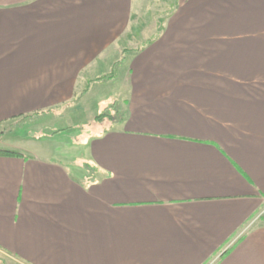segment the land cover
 I'll return each instance as SVG.
<instances>
[{
  "label": "crops",
  "instance_id": "crops-1",
  "mask_svg": "<svg viewBox=\"0 0 264 264\" xmlns=\"http://www.w3.org/2000/svg\"><path fill=\"white\" fill-rule=\"evenodd\" d=\"M148 2L0 0V126L124 76L122 123L65 144L84 158L1 144L4 264H264V0H176L132 36Z\"/></svg>",
  "mask_w": 264,
  "mask_h": 264
},
{
  "label": "rangeland",
  "instance_id": "rangeland-1",
  "mask_svg": "<svg viewBox=\"0 0 264 264\" xmlns=\"http://www.w3.org/2000/svg\"><path fill=\"white\" fill-rule=\"evenodd\" d=\"M148 7H143L137 11L133 19L134 28L131 30L132 36H150L153 34H160L164 30V25L170 18L176 0H148ZM132 46V45H130ZM122 58L118 63H115L111 69L104 75H100L98 79L101 81H94L93 85L89 86L87 98L82 104L67 109L65 112L60 109L54 110V114L50 116L45 115L43 119L39 117H26L14 121H9L0 126V148L1 144L22 145L28 139H41L44 134L53 136L54 139H43L41 143L31 144V150H34L43 145H52V156H62L66 160H73V158H84L86 152L84 148H79L76 145L81 144L80 141L75 140V145L71 148L65 146L79 136L78 132L89 129L95 126L93 120L96 115L103 112L101 106L109 107L112 104L118 103L121 98L123 90L124 76L121 70ZM111 78H107L108 75ZM92 87V88H91ZM93 89V90H91ZM91 90V91H90ZM50 113V112H49ZM93 116V117H91ZM109 122L106 121V125ZM92 131V130H90ZM29 145V144H28ZM27 145V146H28ZM46 148H44L45 150ZM65 149L67 151H65ZM61 158V159H63ZM64 160V159H63ZM69 164V163H67ZM71 168V166H68ZM264 221V214H263ZM1 264H4L0 260Z\"/></svg>",
  "mask_w": 264,
  "mask_h": 264
},
{
  "label": "trees",
  "instance_id": "trees-1",
  "mask_svg": "<svg viewBox=\"0 0 264 264\" xmlns=\"http://www.w3.org/2000/svg\"><path fill=\"white\" fill-rule=\"evenodd\" d=\"M126 51H123V54L125 53ZM123 60V58H122ZM111 75H108L107 78L104 77V79H110L111 78ZM103 80L102 79H96L95 81H101ZM89 91V86H87V88L81 93L80 97H83L85 94H87ZM124 119V113L122 112L121 110V107L118 103H115V104H112L110 105L109 107H105L103 112H101L100 114L96 115L94 120H93V124L95 125H101L103 123H105L106 121H109V122H112L113 124H120L122 123ZM58 132H61V131H58ZM56 132V133H58ZM56 133H53L56 134ZM0 155L1 156H16V157H19L20 155L16 152H11V151H6V150H0ZM83 168L86 170L87 172V180L89 182H91V180H93V169L85 164L83 165ZM1 264V262H0Z\"/></svg>",
  "mask_w": 264,
  "mask_h": 264
}]
</instances>
